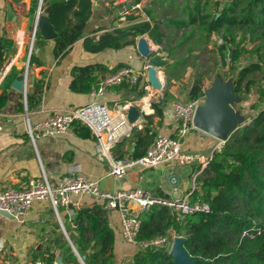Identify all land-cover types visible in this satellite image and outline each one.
I'll use <instances>...</instances> for the list:
<instances>
[{"label":"trees","instance_id":"16d2710c","mask_svg":"<svg viewBox=\"0 0 264 264\" xmlns=\"http://www.w3.org/2000/svg\"><path fill=\"white\" fill-rule=\"evenodd\" d=\"M140 2L141 0H135V5ZM209 3L210 0H192V3L186 7L189 10L187 19H171L169 23L179 27L194 25L196 29L191 31L189 39L196 32L207 44L211 42L214 33L223 38V43L218 44L214 41V45L222 65L227 66L231 63L238 71L233 80L234 92L240 98L237 102L239 106L236 103V110L241 115L245 107H248L245 103L250 102L248 112L251 111L249 116L252 120L242 126L236 135L230 137L233 141L228 140L221 149L213 151L205 168L202 169V162L197 167L196 173L201 172L195 175V188L192 187L193 189L190 190L192 198H200L208 203L211 211L178 218L167 206L156 204L141 212L142 225L139 237L144 239L167 235L169 230H174L178 235L183 236L184 246L195 260L190 264H264V231L254 238L242 237L243 231L252 227L254 220H248L235 212L238 201L247 198L250 202H256L258 194L264 191V174L261 173L264 155V0H232L224 3L217 1L216 13L208 9ZM93 5L94 0H47L46 15L58 33L54 39L56 57L65 56L69 47L84 37L86 26L93 13ZM20 6L21 14H26V6L23 4ZM144 11L150 20L115 27L100 34L98 39L96 36H87L83 42L85 49L90 53L99 54L109 49L136 47V38L146 33H149L157 44H162L165 34L160 31L157 24L152 25L155 19L153 11L150 8H145ZM14 12L17 21L8 22L5 29V35L9 38H13L18 21L21 19L19 13L15 10ZM136 18V16H128V20ZM237 30L243 31L244 34L248 33L252 41L260 40V42L254 48L248 49L241 39L236 40ZM9 43L11 42L5 39L0 40V63L5 59L4 49ZM171 54L169 51V55ZM245 54L252 58H245L243 63L234 65L241 62ZM193 61V66L197 67V58ZM124 65L127 64L120 62L114 68L107 70L113 72ZM170 66L175 68L167 70L169 74L182 66L186 69L188 65L183 59ZM98 67L99 64L75 66L72 70L71 89L75 92L89 93L98 80L96 73ZM203 77L204 74L199 75L190 88L192 100L202 95ZM10 78L11 75L6 76V81H10ZM147 85L145 78L140 75L134 84L123 83L115 87L126 86L134 93L136 100L147 94ZM40 90V87H36L32 97L35 98ZM173 98L174 95L167 90L164 101L152 103L151 110L154 108L155 115L163 118L164 108ZM7 101L8 95L4 91L0 94V109ZM261 104L263 106L260 107ZM152 117L151 114L145 115L148 123L144 128L142 130L134 128L132 131L130 137H133L136 145L128 154L133 158L145 155L147 147L158 133L151 126ZM73 127L78 128L76 131L83 136H95L90 128L81 126L77 122ZM128 138H123L119 143ZM182 142L181 152H184L186 150H183ZM103 211V205L81 208L77 210L73 220L64 222L74 246L84 257L86 264H174L173 255L165 248L133 249V251L131 249L127 253L132 252L125 255L123 260L117 259L116 232L109 220L103 218ZM60 212H64V208H61ZM263 212L264 210L258 207L257 213ZM65 217L68 218V215L65 214ZM57 225L60 227L59 224ZM232 236H238L237 238L242 240L241 244L238 245L236 241V245L232 246ZM62 248L64 264L79 263L78 255L68 241L64 242ZM129 255L131 257L127 258ZM54 261L55 254L50 253L46 258V264H54Z\"/></svg>","mask_w":264,"mask_h":264},{"label":"crops","instance_id":"0c3cea01","mask_svg":"<svg viewBox=\"0 0 264 264\" xmlns=\"http://www.w3.org/2000/svg\"><path fill=\"white\" fill-rule=\"evenodd\" d=\"M125 2L132 3V6L136 7L135 0H94L93 13L86 26L84 37L69 47L68 53L73 55L72 57L70 55V58H50L46 62H43L42 58L40 59L36 56L34 59L33 74L36 76L37 81L43 80V83L40 87L41 90L39 94L35 98L31 96L30 99L31 119L33 121L45 118L49 113L55 110H66L71 107L83 106L92 102L112 103L113 109L119 108V105L127 102L139 103L142 101L143 103L144 96L141 99L134 100V93L126 86L121 88L115 86L110 87L100 96H93L91 91L89 93L75 92L70 87L72 70L75 66L99 64L98 70L96 71L98 80L93 85L95 86L98 85V81L103 76L110 73V71L107 70L108 68H114L120 62L132 65L140 70L148 65L149 62L147 61L148 63H146V58L142 57L137 49L140 36L136 38V47L130 46L121 50L109 49L99 54L90 53L86 50L84 51L82 44L84 38L87 36H96V39H98L100 34L107 30H112L115 27L126 26L143 20H150L144 8L141 10V14L136 16L137 18L133 20H128V15L132 16V12H126L129 13L124 16V18L126 17V22L119 23V16L122 11L120 5ZM153 2L160 4V0H141L137 5H142L144 3L152 5ZM36 3L37 0H21L20 2H15L14 0H0V40L5 39L11 42L4 49L3 58H25L23 49L26 45L27 33L31 32ZM21 4L25 5L27 9V13L24 15L21 14ZM151 7L152 6L146 8L152 10L153 8ZM10 10L13 11V16L10 15ZM14 10L19 13L21 18L18 21L16 32L13 36V38L20 40L22 49L19 48V50H17L18 46L14 39L5 35L7 23L10 21H17V15ZM217 10L216 7L214 13H216ZM155 13H157V11H155ZM155 13L153 11L155 19L151 22L152 25L157 24L160 27V31L165 34L163 43L157 44L149 33L143 36H146L149 45L155 49L156 52H161L159 51L161 49L162 53L169 57V64L166 70L162 68V71L160 70L161 68H159L160 72H162L165 77V90L163 91V96L155 100H152L150 96V101L152 100V103H162L165 93L170 87V79L176 80V76H178L180 72L187 70L185 75L187 79L184 80V77L179 75L180 82H177L175 86L173 85V89H169L174 95V98L171 99L164 108L163 118L156 116L155 109L152 108L153 110H151L149 106V114L153 115L150 121L152 122L151 126L153 130L158 132L156 136L160 134L175 135L179 126V121L174 116L172 103L181 97V91L179 90L181 84L189 90L193 84L194 76L191 77V73L194 67L191 58L195 57L199 59L198 55L193 56V53L196 51L195 48L200 46L209 47L213 44V49H215L214 41L217 37L220 38V35L214 33L211 37V42L208 44L204 42L197 32L189 39L188 36L191 31L196 29L194 25L179 27L170 24L169 21L171 19L162 20L166 23L163 24L162 21L158 20ZM188 14L189 10L186 8V16L182 14L183 18L181 19H187ZM100 28L104 29L99 30ZM177 31L179 32L177 34L178 40H176L174 45L182 48L184 50L182 53H175L174 49L172 50L167 45L170 39L174 38L172 34H176ZM22 34L26 37L25 40H21L23 37ZM169 34L172 36L170 37ZM42 39L43 38L40 39L39 45L45 40ZM52 42L53 53H55L56 42L54 39ZM198 42L201 44L197 45ZM39 45L38 52L40 51ZM164 48L169 51L171 50L170 52L172 54L169 55V51L164 50ZM180 56L184 58H179ZM182 59H184L185 64L188 65L186 69L182 66L179 70L174 71V73L169 74L166 72L167 70H171V68H169L170 64L181 61ZM21 64L22 63L19 62L9 74L6 75H11L10 81H6V76H0V94L5 91L8 95L6 105L0 109V122L2 124V131L0 132V186L13 185L21 188L26 186L29 179L40 178L44 173L49 177L51 184L56 186L58 179L62 177V175L69 173L70 168L79 165L89 177L99 180L101 187L105 190L119 191L147 186L155 190V195L170 198H180L188 193L186 191L188 179L184 177L178 169L174 168L175 161L167 162L150 170L131 169L123 178L112 176L110 174L108 161H101L97 157L96 137L93 135L83 136V134L76 131L78 128L75 127H73L72 132L69 134L42 138L39 140L36 149L30 142L26 120L23 115V93L21 90L13 87V82L16 79H22ZM31 89V95H33L36 91V86L32 84ZM147 123L145 118L142 123L143 128ZM142 129L137 128V130ZM82 133H85V131H82ZM184 140L186 142L184 145L182 144V148L186 151H188L189 148H196L197 150L201 149V154H203L206 149H212V153L216 149V137L200 129H195L190 132ZM135 145L136 142L133 137H129L124 142L119 143L115 147L114 152L117 156H128L129 150H133ZM202 163L203 169L206 166L204 162ZM200 172L201 171L198 173ZM175 174L180 177V182L176 178L172 180V177L177 176ZM169 176L171 177L169 178ZM174 190L176 194L178 191H180V193H185L181 196L173 197ZM76 201L78 202V207L76 209L71 207V209L75 210L73 215H70L65 207H61L64 208V212H60L61 208L59 209L58 215L52 204L45 200H35L31 210L24 217L15 219L8 218L9 220H4L5 218L3 217L5 216L0 215V264H35L39 261H44L46 263V258L49 257L50 253L55 254L54 264H57L56 259L59 258L60 255L64 258V249L62 248L64 242H69V239L72 241L70 233L66 229L65 220H73L78 209L85 207L92 208L94 205L102 207L103 205L99 200L90 196H77ZM65 214L68 215V218L65 217ZM103 218L109 220V223L116 232V253L121 254V258L128 255L129 252H132L133 249H137L124 240L120 229L118 212L104 208ZM57 224H59L60 227H58ZM64 233L67 235L68 240H65L63 236ZM62 239L64 240L61 242ZM131 248L132 251L127 253V250H131Z\"/></svg>","mask_w":264,"mask_h":264},{"label":"built area","instance_id":"2783aa9c","mask_svg":"<svg viewBox=\"0 0 264 264\" xmlns=\"http://www.w3.org/2000/svg\"><path fill=\"white\" fill-rule=\"evenodd\" d=\"M213 1L224 3L232 0ZM46 5L47 0H37L31 32L23 49L25 58L11 57L0 63V76L2 77L8 75L19 62L22 63L23 115L31 144L37 149L39 140L44 137L69 134L73 130L74 123L77 122L81 126L91 129L97 139V157L101 161H108L110 174L116 178H123L131 169L150 170L167 162L186 158L187 156L181 152V142L190 132L198 129L194 124V116L197 108L201 105L200 101L203 103L206 101L204 95V98L199 97L189 101L179 99L173 101L174 116L179 121L175 135L160 134L156 136L147 147L145 155L139 158H133L130 155L117 156L114 149L123 138L132 135L134 128H143L142 123L145 120V115H149V113L143 109L142 101L121 104L126 109L131 104H137L140 107V120L137 121V124L130 123L127 114L120 108L111 109L105 102H92L66 110H55L45 118L35 121L31 119V86L34 84L36 87H41L43 83V80H36L33 68L39 41L42 38L40 20L46 14ZM13 39L18 46L17 50L22 49L20 40ZM219 42L223 43L221 36ZM244 58L243 56L242 60ZM140 75L143 76L142 70L132 65H124L103 76L98 85L93 86L91 93L93 96H100L112 86L123 83L134 84ZM1 131L2 124L0 122ZM195 178L196 176L193 188H195ZM77 196L96 198L105 209L118 212L124 240L137 249L143 250L168 249L170 243L167 235L140 239L142 225L140 214L142 211L148 210L156 204L167 206L178 218L197 212L208 213L211 211L208 203L200 198H192V191L180 198H164L143 187L119 191L105 190L101 187L99 180L89 177L79 165L70 168L69 173L62 175L56 186L51 184L45 173L40 178L29 179L26 186L21 188L13 185L0 186V209L6 210L16 218H21L29 213L35 200H45L52 204L58 215L61 207L67 208L69 214L73 215L75 210L71 207L74 209L78 207ZM263 231L264 219L261 224L254 220L253 226L244 230L242 237L254 238ZM35 264L46 263L39 261Z\"/></svg>","mask_w":264,"mask_h":264},{"label":"rangeland","instance_id":"374dc122","mask_svg":"<svg viewBox=\"0 0 264 264\" xmlns=\"http://www.w3.org/2000/svg\"><path fill=\"white\" fill-rule=\"evenodd\" d=\"M191 1L192 0H160V4H157L155 2H153L152 5H149V3H144L142 5H136V7H133L132 3L125 2V3L120 5V8H122V11H121L120 16H119L120 17L119 23L126 22V19H125L126 17L124 18V16L129 14L126 12L130 11V12H132V14H131L132 16H138L139 14H141V12H142L141 10H143L146 7H150V6H152L151 8H153L152 10L154 11V13H155V11H157V13H155V14L158 17V20H160V21L170 20V19H172V20L178 19L179 20V19L183 18L182 14H184L186 16V7H187V5L191 4ZM129 5H131V7H129ZM139 6H141V7H139ZM216 7H217V2L211 0L209 3L208 9H212L213 13H214V10L216 9ZM163 24H166V23L163 22ZM178 33L179 32L177 31L176 34H172L174 38H171L170 42H168L167 45L172 50L174 49L175 53L176 52L182 53L184 50L180 47H177V45L176 46L174 45L176 40H178V38H177ZM29 35H30V33H27V39H28ZM169 35H170V37L172 36L171 34H169ZM236 36H237L236 40L238 41L241 39L242 43L245 46H247L248 49L254 48V46L260 42V40L252 41L251 36L248 33L244 34L243 31H241V30L236 31ZM218 40H219V38L217 37V39L215 41H217L218 44H221L222 42H219ZM52 43H53L52 40H43L39 45L40 51L36 54V56L40 59L42 58L43 62H46L50 58L51 59L56 58V56L54 55L55 53H53V44ZM200 44H201L200 42L197 43V45H200ZM82 45H83V48L85 51L86 49L84 47V44H82ZM213 47H214L213 44L210 45L209 47L200 46L198 48H195L196 51H195V53H193V56L198 55L199 59H197L198 60V62L196 63L197 67L193 66L194 69L191 73V77L194 76V78H193V82H194V80H196L199 75L204 74V77L202 78L203 79L202 80V95H200V98H204V96H205L206 100H207V96H208V90L210 87L213 86V84L217 83V84L224 86V87H226V85L232 86L233 80L238 73L237 69L235 67H233L231 65V63H229L227 66L222 65V62L220 60V56L218 55L217 49H213ZM159 51H161V53H162L161 49ZM70 55H71L70 53H67L65 56H62V57L60 56L59 58H70ZM72 56L73 55H71V57ZM165 57L169 58V57H167L166 54H165ZM244 57L245 58H252L246 54L244 55ZM179 58H184V57L180 56ZM194 58L195 57L191 58L192 63H194V61H193ZM245 58L241 62L234 64V65H238V64L243 63L245 61ZM147 61H148V58H146V63H148ZM147 66H145L142 69L143 76H144L146 82H148V74H147V69H146ZM166 68H167V66L163 67L164 70H166ZM169 68L173 69L175 67L170 66ZM163 69L161 68L160 70L163 71ZM186 71H184L185 73L183 71L180 72L178 74V76H176V78H177L176 80L170 79L171 83L169 85L170 87L168 88V90L170 88L173 89L172 86L173 85L175 86L177 82H180L179 75H182L184 77V80L187 79L185 77ZM147 84L148 85H147L146 89L148 91L147 92L148 94H146L145 96L150 97V92H151L149 90L150 87L148 89V86L150 84L149 83H147ZM154 90H155V93L153 94V96H151L152 100H155V99L163 96V91L165 90V88L163 90H159V89L154 88ZM179 90L181 91V97H179V100H184V101L192 100L190 98V92H189L190 90L188 88H185V86L183 84H181V87L179 88ZM152 100L149 101L151 105L153 102ZM235 100L238 101V97H236ZM236 101H233L231 103V105L233 106V108L235 110L237 109L236 108V103H237ZM204 103L202 101H200L201 105ZM245 104L248 107H249V105H251L250 102H247ZM237 105L239 106V103H237ZM108 106H109V108L113 109L112 103H108ZM261 106H263V104H261L260 107ZM248 107H245V110H243V113L241 114L243 120L233 125V128H232L231 132L229 133L228 139L226 141H228V140L233 141V138H230V137L233 135H236L238 130L242 126H244L245 124H249L251 122L252 118L249 116L251 111H250V113L248 112ZM242 108H244V107H242ZM216 140H217V143L215 145L216 149H221L226 143V141H224L222 139L216 138ZM185 142L186 141L184 140L182 142V144L184 145ZM236 146H238V144H236ZM200 150L201 149L197 150L196 148H189L188 151L183 152V154L185 156H187L186 158H184L183 160H175V162H174V164H175L174 168L178 169L179 172L182 173L184 175V177H186L188 179L187 185H186L187 186V190H186L187 192H189L194 185V177H195V175H197L196 171H197V167H198L199 163L204 162L206 164L212 155V149H206L203 154H201L202 152ZM199 159H200V161H199ZM166 167H168V166H166ZM166 167H164V168H166ZM261 173L264 174V155L262 157ZM175 175H177V174H175ZM170 177L171 176H169V178ZM173 178H176L180 182V177L178 175L176 177H172V180H174ZM145 187H147V186H145ZM145 187H143V188H145ZM132 189H135V188H132ZM146 189L150 190L153 194H155L154 193L155 190H153L152 188L147 187ZM184 193H180V191H178L176 194L175 190H174L173 197L174 196H181ZM258 196L259 197H258L256 202H250L249 200H247V198H244V199H241L240 201H238L236 203V206H235V212L238 215H240L241 217H244L248 220H258V221L262 222L264 219V212L263 213H257V211H258V207L261 208L262 210H264V191L262 193H259ZM162 197L170 198V197H165V196H162ZM3 218H5L4 220H9L7 217H3ZM63 236L65 237V240H68L67 235L65 233ZM167 236H168L169 243H170L169 246L167 247L168 248L167 250L171 253L173 244L176 242V240L178 238H181L183 236L178 235L174 230H169L167 233ZM237 237L238 236H232L231 237V245L232 246L236 245V241H238V243H237L238 245L241 244L242 240L240 238H237ZM63 240L64 239H62L61 242ZM61 242H59V243H61ZM61 252H63V251H61ZM120 255L121 254L117 253V259L123 260L125 256L123 258H121ZM122 255H124V254H122ZM60 257H61V255H60ZM129 257H131V256L129 255L127 258H129ZM78 262H79L78 264H83L81 258H79V257H78Z\"/></svg>","mask_w":264,"mask_h":264},{"label":"water","instance_id":"95a60500","mask_svg":"<svg viewBox=\"0 0 264 264\" xmlns=\"http://www.w3.org/2000/svg\"><path fill=\"white\" fill-rule=\"evenodd\" d=\"M14 1L20 2L21 0ZM129 7H131V5H129ZM217 15H219V13ZM40 29L41 37L45 40H53L58 35L54 25L46 15L41 17ZM137 49L142 57L148 58V61L155 66L165 67L169 64V59L161 52H157L156 54L150 56L151 50L146 36L142 35L139 37ZM150 77L152 82H154V71L151 72ZM232 86L226 85V87H224L217 83L213 84V86L208 90L207 100L204 104L197 108L194 116V124L197 128L224 141L228 139L233 125L243 120L242 116L231 105L233 101H236V97H238ZM13 87L22 91L23 81L16 79L13 82ZM239 99L240 98L238 97V101ZM119 108L127 114L130 123H138L137 121L140 119V107L137 104H131L127 109L124 108L123 105H119ZM0 215L10 219L16 218L14 215L3 209H0ZM69 243L72 245L73 250L77 253L78 257L81 258L83 264H86L84 257L78 253L76 247L70 239ZM171 254L173 255L174 264H190L195 261L192 259L191 255L184 246L183 237L178 238L173 244ZM56 263L64 264L63 257L61 256L57 258Z\"/></svg>","mask_w":264,"mask_h":264},{"label":"bare ground","instance_id":"6f19581e","mask_svg":"<svg viewBox=\"0 0 264 264\" xmlns=\"http://www.w3.org/2000/svg\"><path fill=\"white\" fill-rule=\"evenodd\" d=\"M10 15L13 16L12 10H10ZM22 35H23V37L21 40H25L26 37H24V34H22ZM150 50H151L150 56L156 54L155 49H153L151 46H150ZM159 68H163V67L155 66V65L151 64L150 62L148 63V66L146 67L147 74H148V82L151 84L148 86V89L150 87L149 90L151 91L150 96H152L155 93L154 88L159 89V90H163L165 87V84L163 82L165 80V77H164V74L162 72H160ZM152 71L155 72V81L154 82H152V79L150 77V74ZM149 101H150L149 96H146L143 98V109L148 113H149V106L152 107Z\"/></svg>","mask_w":264,"mask_h":264}]
</instances>
